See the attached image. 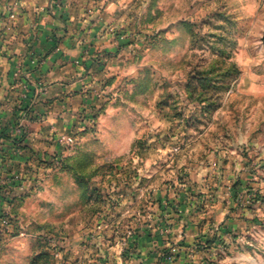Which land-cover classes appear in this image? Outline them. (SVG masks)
Returning a JSON list of instances; mask_svg holds the SVG:
<instances>
[{"label": "rangeland", "instance_id": "rangeland-1", "mask_svg": "<svg viewBox=\"0 0 264 264\" xmlns=\"http://www.w3.org/2000/svg\"><path fill=\"white\" fill-rule=\"evenodd\" d=\"M32 1L90 102L0 178V264H264V0Z\"/></svg>", "mask_w": 264, "mask_h": 264}, {"label": "crops", "instance_id": "crops-1", "mask_svg": "<svg viewBox=\"0 0 264 264\" xmlns=\"http://www.w3.org/2000/svg\"><path fill=\"white\" fill-rule=\"evenodd\" d=\"M26 3L0 38V178L15 174L20 156L49 150L90 102V60L79 37L63 30L42 4Z\"/></svg>", "mask_w": 264, "mask_h": 264}]
</instances>
